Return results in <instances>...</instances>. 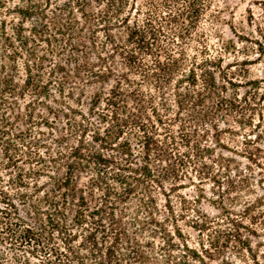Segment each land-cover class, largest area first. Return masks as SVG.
Wrapping results in <instances>:
<instances>
[{
  "label": "trees",
  "instance_id": "1",
  "mask_svg": "<svg viewBox=\"0 0 264 264\" xmlns=\"http://www.w3.org/2000/svg\"><path fill=\"white\" fill-rule=\"evenodd\" d=\"M214 6L0 0V264L256 260L264 196L231 170H264V75Z\"/></svg>",
  "mask_w": 264,
  "mask_h": 264
},
{
  "label": "rangeland",
  "instance_id": "2",
  "mask_svg": "<svg viewBox=\"0 0 264 264\" xmlns=\"http://www.w3.org/2000/svg\"><path fill=\"white\" fill-rule=\"evenodd\" d=\"M214 8L220 10V21L217 25L218 31L223 35V39H232L237 45L238 51L236 55L234 53L227 54L225 63L234 61L235 58L249 60L250 63L246 65V68L249 69L247 72L248 76L259 77L264 75V56L260 54L259 46L255 43L256 39L260 37L259 29L264 31V0H215ZM231 26H233L234 30H232ZM213 41H218V38L214 37ZM219 41L222 42V39L220 38ZM241 132L245 133V130L242 129ZM237 158L239 160L238 167H232V175L236 177L237 174L243 173L249 176V181L255 187L252 192H243V198L253 199L258 195L264 196V178L263 181L260 180L264 176V170L256 165H253L252 170L247 169L248 161L240 155ZM212 185L211 181H207L204 185L207 198L202 200L201 208L210 215L217 216L220 210L211 202L215 197ZM186 191L195 194L196 188L189 187ZM191 231L195 233V231ZM251 239L257 258L256 260H248L246 264H264V232H260L259 236H253ZM235 261L236 264H242V261L238 259ZM211 264H217V262L213 261Z\"/></svg>",
  "mask_w": 264,
  "mask_h": 264
}]
</instances>
